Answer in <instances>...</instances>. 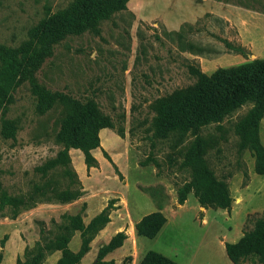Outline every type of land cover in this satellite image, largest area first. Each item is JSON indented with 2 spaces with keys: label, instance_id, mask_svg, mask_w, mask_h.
<instances>
[{
  "label": "rangeland",
  "instance_id": "1",
  "mask_svg": "<svg viewBox=\"0 0 264 264\" xmlns=\"http://www.w3.org/2000/svg\"><path fill=\"white\" fill-rule=\"evenodd\" d=\"M70 1L0 0V47L21 56L32 47L30 30ZM126 7L100 23L96 34L53 45L32 71L38 90L93 101L110 119L113 128L99 130V146L90 151L94 167L85 166L78 149L60 159L62 108H43L28 80L0 96V240L6 237L0 264H21L24 249L47 245L68 216L86 225L111 200L109 221L93 236L99 238L84 264L94 262L102 237L117 232L126 237L124 247L103 261L134 264L153 251L178 264H231L222 244L236 242L264 213V175L255 173L251 153L239 149L234 129L249 104L199 132L206 165L232 199L228 212L201 208L191 191L176 203V189L191 176L182 160L193 138L186 136L177 148L171 136L154 138L151 107L194 82L188 67L209 75L264 58V0H129ZM257 134L264 150V118ZM62 191L78 196L58 202ZM156 211L166 225L154 239L137 236L134 224ZM70 237H77L68 244L73 251L80 232ZM45 264L55 261L48 257Z\"/></svg>",
  "mask_w": 264,
  "mask_h": 264
},
{
  "label": "trees",
  "instance_id": "2",
  "mask_svg": "<svg viewBox=\"0 0 264 264\" xmlns=\"http://www.w3.org/2000/svg\"><path fill=\"white\" fill-rule=\"evenodd\" d=\"M129 0H71L64 8L45 16L29 32L32 47L18 56L15 51L0 47V96L11 93L24 80L38 92L43 108L57 104L62 108L56 139L62 150L58 153L66 160L69 148L78 149L87 168L95 166L90 151L99 146L98 131L113 128L110 119L104 116L93 101L81 103L67 95L39 89L32 80V71L51 55L53 45L67 36L84 32L96 34L99 24L114 14L126 12ZM194 82L177 89L152 103L153 137H172V146L177 148L186 136L193 138L183 156L182 166L191 170L187 182L176 189V203L182 205L191 191L201 208L229 211L232 202L226 186L216 181L207 167L201 151L199 132L212 123H219L242 106L250 105L247 113L234 126L239 149L248 150L254 159V171L264 175V150L258 140V126L264 118V58L254 59L235 66L216 69L205 75L196 67H188ZM10 96L8 97V99ZM6 136V135H5ZM10 138H13L9 132ZM122 136V134H119ZM64 163V162H63ZM146 165L141 162L140 166ZM78 196L69 191L57 193L58 202L69 203ZM114 201L106 206L84 225L78 216H68L60 233L47 245L35 244L23 251L21 264H41L46 255L60 252L56 264H78L87 253L93 236L109 220L108 213ZM165 223L164 216L156 211L142 216L135 224L134 231L139 237L152 239ZM74 231L80 232V245L76 253L67 248ZM123 232L115 233L109 241L98 248L92 264H113L103 261L110 252L121 247L125 240ZM6 237L0 240L2 247ZM224 253L231 264L255 261L264 264V213L253 220L251 229L245 231L234 243H224ZM0 255V263H1ZM127 262V258L125 259ZM15 264H20L16 259ZM125 264V261L122 262ZM137 264H178L159 253L146 251Z\"/></svg>",
  "mask_w": 264,
  "mask_h": 264
},
{
  "label": "crops",
  "instance_id": "3",
  "mask_svg": "<svg viewBox=\"0 0 264 264\" xmlns=\"http://www.w3.org/2000/svg\"><path fill=\"white\" fill-rule=\"evenodd\" d=\"M165 225H166V221H165V223H164L163 226H165ZM163 226H162V227H163ZM159 231H160V230H159ZM72 238L74 239V238H77V237H71V238H70L69 242L67 243V248H68V244L70 243V241H71ZM98 238H99V237H94V239L91 240V242H90V244H89L90 247H89L87 253L84 254V256L80 259L79 264H84V263L88 262V260L85 261L84 259H85L86 256L89 254V252H90V250H91V246H92V244H93L96 240H98ZM110 238H111V237H102V239H100V240H101V244H100L99 246L105 245V244L109 241ZM154 238H156V237H153L152 239H154ZM125 239H126V238H125ZM221 244H222V243H221ZM78 246H79V245H78ZM222 246H223V244H222ZM123 247H124V244H122L121 247H119V248L115 249L114 251H112L111 254H115L116 251H117L118 249H121V248H123ZM78 249H79V248H77V249L75 248L73 251H70L69 249H68V250H69L70 252H72V253H76V252L78 251ZM156 253H157V252H156ZM162 256H164V257L167 256L166 258L169 257L168 259H170V260L175 259V258H171L170 254H167V253H162ZM48 257H52L53 261H55V264H56V261H57L58 258L60 257V252L55 251V252H52V253L49 254V255H46L45 258H44V260L42 261L41 264H45V262H46V260L48 259ZM173 257H176V256L174 255ZM140 259H141V258H140ZM172 261H174V260H172ZM138 262H139V260L136 261V262H134V264H137ZM174 262H176V261H174ZM176 263H177V262H176ZM88 264H91L90 261H89ZM115 264H116V262H115Z\"/></svg>",
  "mask_w": 264,
  "mask_h": 264
}]
</instances>
